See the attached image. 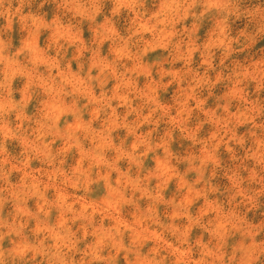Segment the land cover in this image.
<instances>
[{
  "label": "clouds",
  "instance_id": "clouds-1",
  "mask_svg": "<svg viewBox=\"0 0 264 264\" xmlns=\"http://www.w3.org/2000/svg\"><path fill=\"white\" fill-rule=\"evenodd\" d=\"M261 44L264 0H0V264H264Z\"/></svg>",
  "mask_w": 264,
  "mask_h": 264
},
{
  "label": "rangeland",
  "instance_id": "rangeland-1",
  "mask_svg": "<svg viewBox=\"0 0 264 264\" xmlns=\"http://www.w3.org/2000/svg\"><path fill=\"white\" fill-rule=\"evenodd\" d=\"M202 34H203V33H202ZM259 46H264V44H261V45H259ZM105 48H106V46H105ZM159 54H160V53H154V54H151V56L149 57V59L154 58L156 55H159ZM17 83L19 84V81H18ZM170 93H171V90H169V95H170ZM210 103H211V102H210ZM30 110H31V109H30ZM11 148H12L13 151L16 150L14 145L11 146ZM101 191H102V189H98L96 194L99 195ZM171 191H172V189L170 188L169 192H171ZM30 203H31V202H30ZM257 218H258V216H257Z\"/></svg>",
  "mask_w": 264,
  "mask_h": 264
}]
</instances>
